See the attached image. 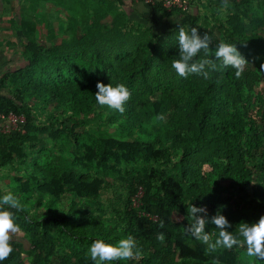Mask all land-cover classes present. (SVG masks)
Instances as JSON below:
<instances>
[{
  "label": "trees",
  "instance_id": "16d2710c",
  "mask_svg": "<svg viewBox=\"0 0 264 264\" xmlns=\"http://www.w3.org/2000/svg\"><path fill=\"white\" fill-rule=\"evenodd\" d=\"M109 4V0L65 4L83 22L81 34L71 40L68 49L36 39L31 35L33 27L19 17L27 63L0 76V112L24 118L20 130L0 134V147L4 143L0 167L20 165L24 170L16 168L11 181L12 193L23 208L12 211L18 226L32 238L33 263L39 264L47 251L59 254L63 264H96L89 254L71 257L58 248L51 234L53 225L79 245H91L98 238L116 244L132 236L142 255L112 264H213L214 259L220 264L264 263L258 258L245 263L246 245L209 253L207 245L184 231L190 202L206 207L209 217L219 209L230 222L228 230L241 240L239 224L257 222L264 215V99L257 82H248L245 75L236 78L235 69L222 68L219 60L215 61L218 70L208 79L195 74L183 78L171 67L179 52L180 26L186 30L196 27L201 36H212L211 29L217 27L223 42L250 51L264 64V38L249 32L264 25V0H213L211 24L191 7L183 12L148 5L159 17L153 23L161 21L165 26L161 31L131 20L126 11L111 12ZM220 5L242 15V31L220 16ZM171 17L177 20L169 24ZM130 29H137V34ZM101 42L99 50L97 43ZM133 47L136 54L129 52ZM209 47L214 53L213 39ZM110 51L115 52L113 56L108 55ZM210 58L215 59L214 55ZM98 81L128 87L131 98L123 114L96 102ZM35 108L45 113L41 126L36 123ZM145 108L151 126L142 115ZM100 113L119 134L98 137L91 146L76 126ZM151 127L155 129L150 131ZM31 134L46 136L51 142L47 153L24 149ZM138 160L162 166H150L145 175L133 176L131 193L143 192L140 209L145 214L139 215L130 199L123 212L113 217L102 219L94 214L93 198L103 179L92 178L90 172L118 171L120 167L136 170ZM225 181L243 188L247 200L231 206L223 196ZM173 211L181 214L179 221L172 220ZM205 230L213 239L219 232L211 223ZM161 232L163 242L157 239ZM12 248L0 264H21L20 247Z\"/></svg>",
  "mask_w": 264,
  "mask_h": 264
},
{
  "label": "rangeland",
  "instance_id": "374dc122",
  "mask_svg": "<svg viewBox=\"0 0 264 264\" xmlns=\"http://www.w3.org/2000/svg\"><path fill=\"white\" fill-rule=\"evenodd\" d=\"M55 1V0H54ZM62 3L55 4L51 1L46 0H20L19 2V17L23 20H26L29 26L33 27V32L31 33L36 39L43 42H50L60 49H68L69 43L74 37H78L83 30V22L81 19H78L71 14L65 8V4H68L71 0H61ZM108 8L111 12H114V7L109 4ZM81 12V11H80ZM242 15H236L232 17H226L224 14V19L230 24L233 25L236 31H242L241 20ZM210 20L209 18H206ZM261 20L253 19L251 22L258 23ZM244 23H247V20H244ZM136 24V23H134ZM244 24V25H245ZM246 26V25H245ZM214 27V24H213ZM96 29H101L98 25ZM137 29H130L129 32L132 34H137L135 32ZM211 35L213 37L214 49L219 42L223 41L220 36V29L212 28ZM126 32V30H125ZM253 36L257 38H264V25L261 27L255 26L252 27L249 31ZM129 36V35H128ZM110 38L116 39L117 36L110 35ZM102 40H106L103 39ZM226 42V41H224ZM227 43V42H226ZM101 44L97 43L99 50H102ZM24 47H22V50ZM176 50L179 51V48L176 47ZM129 52L136 54L134 47L129 49ZM114 51L108 53L109 56L114 55ZM240 53L248 60V63L245 67L243 75L248 79V82L254 83L257 82V87L259 92L262 94L264 99V68H261L263 64L261 60H256L255 56L248 50H240ZM95 56H93L94 58ZM35 114L38 116L37 125L41 126L44 120V111L39 108L34 109ZM142 115L146 122L151 126V117L148 113V110L145 108L142 110ZM22 116V115H21ZM23 118V116H22ZM24 120V118H23ZM155 127H151L150 131H153ZM76 131L82 132L84 139L88 142L89 145L93 146V143L98 137H109L112 135H118V128L110 123L107 119V116L104 113L96 115L94 119L85 121L83 124L76 126ZM9 135V133H3ZM29 140L24 149L31 153L32 150L42 149L47 153L48 149L51 148V142L46 138L45 135H34L31 134ZM164 140V139H163ZM1 141V140H0ZM4 143L1 145L0 150L3 148ZM150 166L162 167L160 164L150 161L144 163L142 160H138L136 164V170L127 171L126 168L120 167L118 171H108L100 172L98 174L93 171L90 172L91 177H101L103 179L102 187L99 191V194L93 198L94 208L93 213L99 217L109 218L110 216H115V212L123 210L128 206L127 201L130 199L132 206L138 210L139 215L145 214L143 210L140 209V204L136 203L133 205V200H135L138 190L135 193L132 192V186L134 185L133 176L138 173L145 175V171L149 172L148 169ZM16 168H20L21 172H24L22 166L18 165L15 167L8 164L6 166L0 167V196H3L7 192H12V177L16 175ZM146 179V178H145ZM130 180V181H129ZM223 196L228 200L231 206H234L240 203L242 200H247V194L244 189L237 186L231 181L223 182ZM142 192V191H141ZM143 194V192H142ZM138 204V205H137ZM96 205V206H95ZM148 215V214H147ZM172 220L179 221L182 216L177 211H173L171 214ZM152 219H156V216H149ZM18 225V224H17ZM19 227V226H18ZM51 234L56 240V246L61 248V250L70 254L71 257L78 256L80 252L83 254H89L90 245H79L75 244L73 241L62 235L56 228L55 225L52 226ZM30 235L26 234L20 227L18 233H16L12 240V246L18 245L20 247L21 253V264H34L32 261L33 258V243ZM42 260L39 264H63L60 259L59 254L45 252L42 253ZM81 254V253H80ZM248 259H244L245 263H249ZM259 262H262L259 260ZM260 264H264L263 262Z\"/></svg>",
  "mask_w": 264,
  "mask_h": 264
},
{
  "label": "clouds",
  "instance_id": "9594fccd",
  "mask_svg": "<svg viewBox=\"0 0 264 264\" xmlns=\"http://www.w3.org/2000/svg\"><path fill=\"white\" fill-rule=\"evenodd\" d=\"M226 3V0H225ZM212 36L205 33L201 36L196 27L186 30L179 27L178 48L179 52L172 60L171 67L180 77L187 78L190 74L201 76L204 79L210 77V73L217 71L216 60L221 61L222 68L235 69L236 78H240L248 63V60L240 53L235 44L219 42L214 53H210V41ZM204 55L197 59L199 54ZM214 55L215 59L210 58ZM264 68V64L261 65ZM95 93L96 102L101 106L118 111L123 114L126 111L125 105L131 98V92L123 83L113 86L112 83L105 84L98 81ZM160 119H163L161 116ZM23 206L16 195L11 191L0 196V261L9 257L13 252L12 240L19 227L12 209L22 210ZM188 225L184 231L195 240L207 245V252H216L220 248L232 249L233 246H245L249 258L264 260V215L254 223L241 222L238 227L239 239L233 231L229 220L218 209L216 214L209 217L207 208L195 206L191 202L187 206ZM211 223L219 229L218 235L213 239L212 234L206 231V226ZM163 222L160 227H163ZM157 239L164 241V233L158 234ZM89 255L96 264H112L113 261L129 260L142 255L137 247V242L132 236L120 239L116 244L95 239L89 247ZM213 264H220L219 259H214Z\"/></svg>",
  "mask_w": 264,
  "mask_h": 264
},
{
  "label": "crops",
  "instance_id": "0c3cea01",
  "mask_svg": "<svg viewBox=\"0 0 264 264\" xmlns=\"http://www.w3.org/2000/svg\"><path fill=\"white\" fill-rule=\"evenodd\" d=\"M19 2L20 0H0V76L6 71H14L24 67L27 63L22 50L25 38L19 28ZM109 3L117 11H126L129 18L135 22L148 24L158 31L165 27L161 21L160 24L153 23L152 20L158 15L141 1L109 0ZM212 4L213 0H193L191 8L197 9L203 19L209 18L210 23L212 22L211 14L214 10ZM217 11L223 18L224 14L228 18L234 15V12L228 10L224 5H220ZM176 20V17L168 19L169 24Z\"/></svg>",
  "mask_w": 264,
  "mask_h": 264
},
{
  "label": "built area",
  "instance_id": "2783aa9c",
  "mask_svg": "<svg viewBox=\"0 0 264 264\" xmlns=\"http://www.w3.org/2000/svg\"><path fill=\"white\" fill-rule=\"evenodd\" d=\"M133 1H141L144 4L150 6L160 4L167 11L179 10L184 12V11H188L191 7L190 0H133ZM227 1H239V0H227ZM23 121L24 120L21 115H17L13 112H9V113L0 112V134L11 133L13 131L20 130ZM141 196H142V192L141 190H139L135 200H133V205H135L136 203L140 204Z\"/></svg>",
  "mask_w": 264,
  "mask_h": 264
}]
</instances>
